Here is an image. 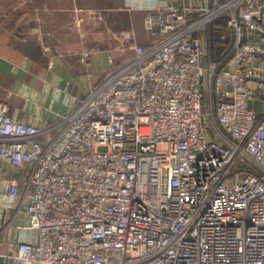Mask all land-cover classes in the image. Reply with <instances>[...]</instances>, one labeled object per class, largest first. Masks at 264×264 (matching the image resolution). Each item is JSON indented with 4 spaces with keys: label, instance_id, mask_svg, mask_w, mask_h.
<instances>
[{
    "label": "built area",
    "instance_id": "1",
    "mask_svg": "<svg viewBox=\"0 0 264 264\" xmlns=\"http://www.w3.org/2000/svg\"><path fill=\"white\" fill-rule=\"evenodd\" d=\"M127 1L146 11L150 44L117 29L131 59L58 123L0 101V180L28 217L11 264H264V112L248 104L264 92L251 62L264 57V0ZM221 17L224 65L202 38Z\"/></svg>",
    "mask_w": 264,
    "mask_h": 264
},
{
    "label": "crops",
    "instance_id": "2",
    "mask_svg": "<svg viewBox=\"0 0 264 264\" xmlns=\"http://www.w3.org/2000/svg\"><path fill=\"white\" fill-rule=\"evenodd\" d=\"M145 13L127 0H0V101L18 118L58 123L76 100L131 59V50H120L117 29H133L139 44H150ZM83 49L90 51L89 64L80 61ZM251 62L264 71V57ZM248 104L262 114L264 92ZM5 188L0 180V264H11L9 244L28 235L17 228L28 217L26 201L7 198Z\"/></svg>",
    "mask_w": 264,
    "mask_h": 264
},
{
    "label": "trees",
    "instance_id": "3",
    "mask_svg": "<svg viewBox=\"0 0 264 264\" xmlns=\"http://www.w3.org/2000/svg\"><path fill=\"white\" fill-rule=\"evenodd\" d=\"M12 36L15 31H10ZM9 32V33H10ZM232 30L226 25V18L215 19L207 28V49L212 59H223L222 65L232 58ZM254 170V169H253Z\"/></svg>",
    "mask_w": 264,
    "mask_h": 264
},
{
    "label": "water",
    "instance_id": "4",
    "mask_svg": "<svg viewBox=\"0 0 264 264\" xmlns=\"http://www.w3.org/2000/svg\"><path fill=\"white\" fill-rule=\"evenodd\" d=\"M206 36H207V31H206V29H203L202 30V38H203L204 41H206ZM203 89H204V107H205V110L207 111L209 109V86H208V83H207V78H205V83H204ZM207 118H208L209 125H210L213 133L215 134V136L218 139L223 140L221 134L214 127L211 116L210 115H207ZM241 156L254 169L259 170V171H262L263 170V168L261 167V165L259 163H257L255 160H253L251 157H249L247 155H244V154H241Z\"/></svg>",
    "mask_w": 264,
    "mask_h": 264
}]
</instances>
